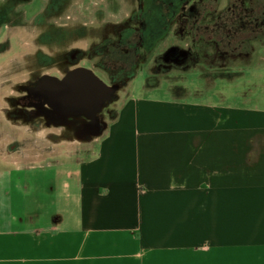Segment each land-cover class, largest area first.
Here are the masks:
<instances>
[{"label": "crops", "instance_id": "crops-1", "mask_svg": "<svg viewBox=\"0 0 264 264\" xmlns=\"http://www.w3.org/2000/svg\"><path fill=\"white\" fill-rule=\"evenodd\" d=\"M180 97L130 95L67 170L0 140L6 194L64 192L0 201V264H264V106Z\"/></svg>", "mask_w": 264, "mask_h": 264}, {"label": "rangeland", "instance_id": "rangeland-1", "mask_svg": "<svg viewBox=\"0 0 264 264\" xmlns=\"http://www.w3.org/2000/svg\"><path fill=\"white\" fill-rule=\"evenodd\" d=\"M46 1L48 0H0V140L10 143L17 138L29 139L31 145L28 146L33 154L47 144L49 153L53 150L62 152L63 164L58 169L67 170L73 167L67 155L69 157L77 154L89 156L99 136L87 138L89 134L86 133L85 136L72 137L73 134L67 128H63V125L45 123V117L42 115H40L42 117L34 118L31 123H27L24 120L26 119L24 116H27L26 110L23 111V115H9L14 107L10 99H19L23 95L19 87L25 88L24 91L27 93L24 96L27 97L28 87L35 85L38 77L45 73L56 74L58 70H61L60 60L63 55L66 68V53L73 49H80L83 52L81 61L73 66L90 67L97 72V75L105 78L103 80L106 83L113 84L116 81L114 79L120 76V72L115 74L120 67L118 65L111 68L106 48L110 46L113 53L120 54V47L115 42L118 40L114 30L115 24L128 19L129 13L135 9L138 0H126L123 6L120 0H91V2L64 0L63 11L58 16L46 15L42 10L43 7L45 8ZM195 1L199 0H190L187 4H193ZM255 2L261 13L264 0H255ZM212 3L220 12L228 5L229 0H213ZM103 4H106L105 8L99 7ZM106 9L107 13H105ZM91 13L93 14L90 17ZM69 16L72 18L69 19ZM77 17L80 19L74 20ZM92 19L96 23L95 32L91 31V27H94L91 24ZM51 23L61 24L63 27V36L58 40L61 42L57 44L62 43L61 48H55L56 44L49 42L44 44L46 41L43 31L45 32L47 25L50 26ZM103 23L105 26L100 28ZM174 24L176 27L171 25L149 49L138 47L136 55L142 54L143 61L135 68V75L123 87L120 86L117 91L118 98L110 102L101 112V117H104L103 121L107 122V125L116 118L120 107L132 94L166 99L181 96L182 99L225 104L249 102L247 104L264 106V61L260 60L264 55L262 30L255 32L254 37L250 39V44L247 40H245L247 45L246 42H242V45H245L240 49L246 53H237L222 59L219 56L218 47H214L213 43L198 42L196 49L200 52V61L194 63L191 69L160 65L157 67L161 62H157L156 57L163 55L172 45L186 46L192 41V36L178 31L180 25L178 16ZM242 34L240 39H247V33ZM223 36L231 38L226 32H223ZM116 61L119 63L120 56L116 57ZM32 110L34 108L31 106L28 110L30 117ZM71 119L73 121L76 118ZM0 169H8L7 164L2 160ZM34 173H38V170H34ZM46 183L47 186L42 187L41 190L35 188L33 182L30 183L31 187H25V194L23 189L21 194L15 192L6 194L10 189L2 188L4 185L0 186V201L11 203L10 200H27L37 204L42 200L48 202L64 200V192L57 190L62 186L59 180L54 182L48 180ZM53 187H55L54 190H52ZM7 210L5 209V212Z\"/></svg>", "mask_w": 264, "mask_h": 264}, {"label": "flooded vegetation", "instance_id": "flooded-vegetation-1", "mask_svg": "<svg viewBox=\"0 0 264 264\" xmlns=\"http://www.w3.org/2000/svg\"><path fill=\"white\" fill-rule=\"evenodd\" d=\"M63 1L64 0H48L45 3V8L43 7L42 10L47 16H58L63 11ZM89 1L91 2V0ZM120 1L122 6L125 5L126 0ZM188 1L190 0H138L137 6L129 13L128 19L125 22L115 24L114 30L118 37V40L115 42H117L116 44L120 47V54L117 55L115 52L113 53L110 46L106 48V53L109 56L108 62L111 64V68L112 66L117 67L118 65L120 67V70L115 73L117 74L120 72V76L114 79L116 81L113 84L118 83L123 87L128 80L135 75V68L139 66V63L143 61L144 57L142 54L136 55L138 47L139 49H149L158 37L164 34L171 25L176 27L174 21L177 16L180 21L178 31L187 36H192L193 38L186 46H172H178L180 48V55L187 51L188 59L184 64H181L180 57H166L164 54L159 55L156 57V61L159 63L161 62V64H158L157 67H159V65L161 67H178L182 69L191 67L198 60L200 61V52L196 49L198 42L206 44L213 43L212 45H215L214 47H218V53L222 59L229 55L246 53V51L240 48L245 44L247 45V42L250 44V39L254 37L257 30H262L264 33V8L262 9V14L259 13L260 8L257 9L255 0H229L228 5L220 10V12H218L217 6L212 3L213 0H199L189 5L187 4ZM99 7L105 8L106 4L100 5ZM94 8L95 7H93V9ZM107 12L108 10L106 9L105 13ZM92 14L93 13L90 14V17ZM71 18L72 16H69V19ZM75 19L78 20L80 17L74 18V20ZM91 22L94 26L91 27V31L95 32L97 30L95 27V20L92 19ZM104 26L105 23H103L100 28H103ZM229 26L231 27L230 29ZM223 32H226L231 38H225ZM243 32L247 33V39L241 40L240 35H243ZM43 35L46 41L44 44H47L48 42L53 45L56 44V46H54L55 48H61L63 46L62 43L61 45H57L61 42V40L58 41L59 38L63 36V27L61 24L51 23L50 26L47 25L46 31H43ZM14 40L18 41L17 39ZM245 40H247V42ZM242 42L246 43L242 45ZM119 56L120 61L118 63L116 57ZM82 57L83 52L80 49H73L66 53V68L64 66L63 55L60 60L62 66L60 68L61 70H58L56 74L45 73L37 79H40L45 75L61 79L65 77L68 72L79 67L92 69L82 65L73 66V64L79 63ZM70 66L72 67L70 68ZM92 70L97 74L94 69ZM63 71L64 74H62ZM98 76L105 80L101 75L98 74ZM113 78L114 77L112 76V79ZM19 88L23 92V97L20 96L19 99H10V102L14 107L13 110L9 112V115H23V111L26 110L25 113L27 116H24L26 117L24 120L27 123H31L34 118L42 117L40 115H37L34 118L29 116L28 110L31 109V107L28 104L30 101L24 96L27 92L24 91L25 88ZM103 118L104 117H102V121ZM44 122L47 123L45 118ZM85 126H87L88 131H91L92 128L96 127V124L85 117H79L73 119L71 123L63 125V128H67L73 134L71 135L72 137H80L85 136L86 134Z\"/></svg>", "mask_w": 264, "mask_h": 264}, {"label": "water", "instance_id": "water-1", "mask_svg": "<svg viewBox=\"0 0 264 264\" xmlns=\"http://www.w3.org/2000/svg\"><path fill=\"white\" fill-rule=\"evenodd\" d=\"M178 46L170 47L166 57H180L184 64L188 52L180 55ZM120 84H108L92 69L76 68L63 78L42 76L36 84L28 87L29 106L33 107L31 118L42 115L49 125H66L72 117H85L96 124V127L86 133L87 138L100 136L107 128V122L102 121L101 112L110 102L118 98ZM30 118V119H31Z\"/></svg>", "mask_w": 264, "mask_h": 264}]
</instances>
